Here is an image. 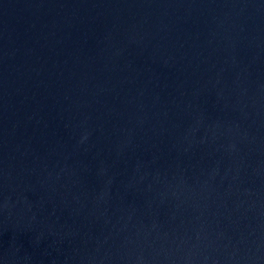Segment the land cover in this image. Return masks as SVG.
<instances>
[{"label":"water","instance_id":"obj_1","mask_svg":"<svg viewBox=\"0 0 264 264\" xmlns=\"http://www.w3.org/2000/svg\"><path fill=\"white\" fill-rule=\"evenodd\" d=\"M0 264H264V0H0Z\"/></svg>","mask_w":264,"mask_h":264}]
</instances>
